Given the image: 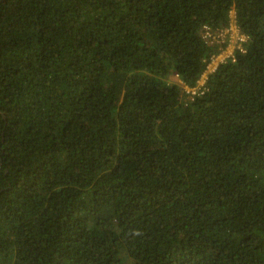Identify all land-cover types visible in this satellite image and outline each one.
<instances>
[{
  "label": "trees",
  "instance_id": "16d2710c",
  "mask_svg": "<svg viewBox=\"0 0 264 264\" xmlns=\"http://www.w3.org/2000/svg\"><path fill=\"white\" fill-rule=\"evenodd\" d=\"M0 264H264V0H0Z\"/></svg>",
  "mask_w": 264,
  "mask_h": 264
},
{
  "label": "built area",
  "instance_id": "2783aa9c",
  "mask_svg": "<svg viewBox=\"0 0 264 264\" xmlns=\"http://www.w3.org/2000/svg\"><path fill=\"white\" fill-rule=\"evenodd\" d=\"M230 28H232V27L230 26ZM234 28H235V26H234ZM226 30L227 29H223V30H220L219 32L217 31L216 33H213L212 34L210 32V30H208L206 28V29L203 30V36L204 37H211V39H214V36H223V34H224V32ZM234 35L236 36V38H238L237 40H243L242 36H239L238 37L236 32L234 33ZM227 48L224 49V50H222L221 52H219L216 55H211L210 56V59L207 62L208 71H211L217 65V63L224 61L227 57H231V55H232V53H231L232 52V49H231V47L229 49H227ZM205 78H206V75L205 74H202L201 77H200V79H199V82L200 83H203ZM189 90H190V93H195L196 88L193 87V88H191Z\"/></svg>",
  "mask_w": 264,
  "mask_h": 264
},
{
  "label": "clouds",
  "instance_id": "9594fccd",
  "mask_svg": "<svg viewBox=\"0 0 264 264\" xmlns=\"http://www.w3.org/2000/svg\"><path fill=\"white\" fill-rule=\"evenodd\" d=\"M236 33H237V36H238V37H239V36H242V38H243V40H239V42L246 41V37H245L244 35L238 33L237 30H236ZM236 39H238V38H236Z\"/></svg>",
  "mask_w": 264,
  "mask_h": 264
},
{
  "label": "rangeland",
  "instance_id": "374dc122",
  "mask_svg": "<svg viewBox=\"0 0 264 264\" xmlns=\"http://www.w3.org/2000/svg\"><path fill=\"white\" fill-rule=\"evenodd\" d=\"M231 27H232V29L234 28V25H233V23H231V25H230ZM236 36L234 35V37L233 38H235ZM229 44H231V43H229ZM232 46V44L231 45H228L227 47V49H229L230 47Z\"/></svg>",
  "mask_w": 264,
  "mask_h": 264
}]
</instances>
